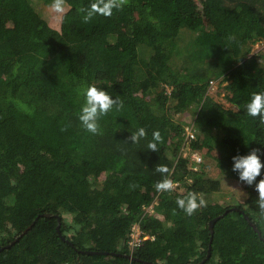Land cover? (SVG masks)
<instances>
[{
  "label": "trees",
  "instance_id": "obj_1",
  "mask_svg": "<svg viewBox=\"0 0 264 264\" xmlns=\"http://www.w3.org/2000/svg\"><path fill=\"white\" fill-rule=\"evenodd\" d=\"M35 1L0 0V264H200L209 250L203 264H264L259 194L229 205L215 191L221 176L239 181L234 156L259 149L264 163V126L245 109L264 92V50L255 48L264 0H199L202 12L195 0H128L88 24L80 9L91 0H67L60 29ZM180 50L200 64L175 68ZM213 79L226 83L232 108L210 95ZM92 84L124 105L99 121L97 135L78 119L80 90ZM140 127L147 137L128 141ZM155 130L157 152L147 147ZM193 151L215 160L214 173L204 163L192 169ZM158 164L178 183L173 191L155 190ZM190 191L206 204L187 216L176 200ZM134 222L155 239L131 251Z\"/></svg>",
  "mask_w": 264,
  "mask_h": 264
},
{
  "label": "clouds",
  "instance_id": "obj_2",
  "mask_svg": "<svg viewBox=\"0 0 264 264\" xmlns=\"http://www.w3.org/2000/svg\"><path fill=\"white\" fill-rule=\"evenodd\" d=\"M67 0H52L49 8L56 13L65 11ZM128 3V0H91L87 7H82V22L90 23L95 16L111 17L114 10H122ZM80 94L84 97V104L78 113V119L83 129L93 135L100 133L99 121L106 116L113 107L117 110L123 108V100L117 96L113 98L103 88H98L95 84L87 85ZM246 114L251 117H258L259 122L264 126V92H253L248 103L245 105ZM61 131H67V127ZM147 137V131L144 127L138 128L131 133L128 141L133 144L139 143L142 138ZM163 138L158 130L153 131L152 141L147 147L150 151L157 152V143L162 142ZM259 149H253L247 155H236L232 158V171L238 173L239 181L248 186L255 185V191L258 192V200L255 201L257 214L261 220H264V179H260L257 183V178L261 176L264 163L261 162ZM154 171L160 173L163 177L154 184L157 192H170L175 189V182L168 177L169 169L164 164H158ZM130 187L135 189L139 187L136 184H130ZM176 204L187 216H192L201 207L205 206V200L196 192H188L183 198H177ZM175 214V209L173 210Z\"/></svg>",
  "mask_w": 264,
  "mask_h": 264
},
{
  "label": "rangeland",
  "instance_id": "obj_3",
  "mask_svg": "<svg viewBox=\"0 0 264 264\" xmlns=\"http://www.w3.org/2000/svg\"><path fill=\"white\" fill-rule=\"evenodd\" d=\"M52 0H36L35 1V8L36 10L39 12V14L45 18L47 20V22L49 23V25L53 28L56 29H60V25H61V19H62V15L64 14V12L67 11L68 6L66 4L65 6V11L63 13H56L54 11H52L49 8V5L51 4ZM194 9L197 12H202V5L200 3L199 0H195V4H194ZM195 34L188 32L186 34V37L180 41L181 44H186L190 38H192L191 36H194ZM255 48H262V50H264V42H257L255 44ZM186 64L188 66L194 67V65H199V61L195 60L194 63L192 62V60H190L188 58V56L186 55L185 51L180 50L179 53H177L175 55L174 58V62L173 65L175 68H179L181 67L183 64ZM120 75V73H119ZM226 83H223L221 85L220 83V79H213L211 81V85L209 88V93L210 95H212L218 102H220L221 104H223L225 107L227 108H232L233 105L228 101V95L229 92H227V90L224 88V85ZM167 94L169 95L170 93H172V87L169 85H164ZM186 114H177V118L178 119H185ZM206 159V167L208 169H211L210 171H212L214 173V166L216 164L215 160L211 157L205 156ZM219 182H220V187L218 190H215L216 193L219 194H224V196L226 197V202L229 205H238L243 203L247 196H248V191L250 189L255 191V187H246L243 184H241L239 181L235 180V179H231L228 178L226 176H221L219 177ZM189 181V180H187ZM176 183V182H175ZM256 192V191H255ZM258 193V192H257ZM150 212H152V209H149ZM67 220L69 221L70 224H73V216H66ZM73 229L71 231H69L70 234L73 233Z\"/></svg>",
  "mask_w": 264,
  "mask_h": 264
},
{
  "label": "built area",
  "instance_id": "obj_4",
  "mask_svg": "<svg viewBox=\"0 0 264 264\" xmlns=\"http://www.w3.org/2000/svg\"><path fill=\"white\" fill-rule=\"evenodd\" d=\"M186 137L188 140L195 138V132H194L193 126H190L186 129ZM191 158L194 161V165L192 166V169L194 171H197L199 169L200 164L206 163L204 154L200 152H197V151L191 152ZM176 184L178 183L176 182L175 185ZM157 204H158V199H156L150 205L146 206L144 215L154 214ZM149 209H152V212H150ZM154 239H155L154 236L145 232L142 229L140 222H134L129 230L127 246L131 251H134L137 248L141 247L145 242L154 241Z\"/></svg>",
  "mask_w": 264,
  "mask_h": 264
},
{
  "label": "water",
  "instance_id": "obj_5",
  "mask_svg": "<svg viewBox=\"0 0 264 264\" xmlns=\"http://www.w3.org/2000/svg\"><path fill=\"white\" fill-rule=\"evenodd\" d=\"M233 209H237V208H233ZM227 212H228V210L225 211L224 214H221V215L215 217V218L211 221L209 227H210V230H211L212 233L214 232V225H215L216 221H217L218 219H220L223 215H225ZM44 215H45V214H44ZM246 218H248L247 215H246ZM249 223H250V224L252 225V227L258 232V234L261 235L259 229H258V228H257V227H256L251 221H249ZM33 224H34V223H33ZM33 224H32V225H33ZM32 225H30V226H29V227L23 232V234L26 233L27 230H29V229L32 227ZM57 230H58L59 234L61 235L62 233H61V221H60V219H59V223H58V226H57ZM23 234H22V235H23ZM62 237H63V235H62ZM63 238H64V237H63ZM18 240H19V238H17L16 240H14L11 244L7 245V247H9V246L15 244ZM210 255H211V252H210V250H209V253H208L207 257H206L204 260H202V261L200 262V264H203V263H204V262L210 257ZM130 257H131V255H130Z\"/></svg>",
  "mask_w": 264,
  "mask_h": 264
}]
</instances>
